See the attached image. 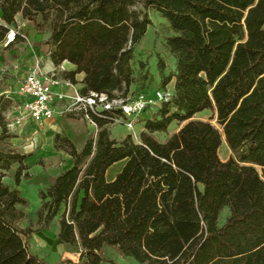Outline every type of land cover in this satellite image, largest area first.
Wrapping results in <instances>:
<instances>
[{"label":"trees","instance_id":"trees-1","mask_svg":"<svg viewBox=\"0 0 264 264\" xmlns=\"http://www.w3.org/2000/svg\"><path fill=\"white\" fill-rule=\"evenodd\" d=\"M136 4L155 9L170 26L165 47L174 69L166 74L161 58L157 69L160 89L173 81L174 93L142 120L139 140L110 137L107 125L120 109L92 114L99 131L82 150L56 134L54 147L73 164L50 177L33 214L19 189L31 178L29 156L0 149V264H48L30 240L50 228L64 204L58 238L81 254L78 262L56 264H119L105 257V247L141 264H264V0H0V44L17 15H42L53 63L76 66L65 73L72 83L85 74L81 94L126 101L155 82L140 62L133 87L135 47L151 25L146 12L132 9ZM20 38L16 32L13 41ZM6 109L0 96L4 130ZM209 109L231 151L226 161L219 156L221 132L193 120ZM174 122L186 123L159 140ZM14 165L12 188L4 178Z\"/></svg>","mask_w":264,"mask_h":264},{"label":"rangeland","instance_id":"rangeland-1","mask_svg":"<svg viewBox=\"0 0 264 264\" xmlns=\"http://www.w3.org/2000/svg\"><path fill=\"white\" fill-rule=\"evenodd\" d=\"M132 9L139 12H146L151 19V25H149L146 35L135 47L136 57L133 66L136 71V77L133 87L139 85V77L141 73L139 63L143 62L149 72L155 77L154 84L149 87L150 92H154L155 90L160 89V77L157 69L158 58L163 59L166 63V74H171L174 69L173 58L165 47V38L172 34V31L168 22L155 9L145 8L143 4H136ZM23 19L30 22L29 29L24 30L22 28L19 30L17 29L16 23L11 26L10 32H21V34H25L27 38L21 37L18 42L16 41L17 43H15L14 46L17 47L12 53L6 46H4V43L0 44V56H2L0 59V96H2V103L7 106V109L3 111V122L6 124V130L0 125V149L5 151L12 150L29 156L26 162L30 166L28 172L31 174V178L29 180H22L19 189L23 192L24 196L30 200L28 212L33 214L41 205L38 190H47L50 185V177H55L62 171L68 169V160L70 157L64 151L57 150L54 147V137L56 134L53 132H43L45 128L44 126H37L38 128H36L35 126L28 124L22 128L16 129L9 126L12 123L15 114L13 107L17 104V101H19V90L24 78L22 76L24 73L17 69L11 77H8V75L11 74L10 69L13 68L12 63L28 49L26 46L18 47V45L23 41L26 45L32 46H30L29 49L32 52L34 42L31 35H35L37 32H40L43 35H48L49 32L51 33V29L49 25L45 24L42 15H38L34 20H28L24 17ZM8 39L9 37L7 36V40ZM26 40H28V42H25ZM45 42L46 41L44 40L40 42V49L42 48L43 50V44H45ZM26 61H29L27 56L23 62L24 65H26ZM171 88L172 84L170 83L167 86V90L170 91ZM6 90L8 91L5 92ZM157 108L158 107L155 106L149 109L147 115H153ZM80 115L81 114L79 113L74 119H79ZM82 119L83 122L80 123L81 129L83 127L87 128V120L83 117ZM193 120L209 121L221 132L223 142L219 149V156L222 161L228 160L231 156V151L225 142L223 128L217 122L216 111L214 109L205 110L196 114L193 117ZM141 121L142 117L136 123L134 132H131L124 123L113 122V124L107 125V128L110 130V137L117 141H121L127 135L135 133L136 136L133 135V137L135 140H139ZM185 123L186 122H174L167 133H159L157 135L159 140L165 141L169 136L179 131ZM90 133L91 135L88 136V139L96 138L98 132L96 135H93L94 129H92ZM62 136H66V134L64 133ZM119 167L120 165L118 164L109 170V179L115 175ZM16 169L17 165H14L4 178V182L12 188L16 187L14 182ZM68 208L69 205L67 204L62 206L59 216L53 220L49 229H43L32 234L30 240L32 252L44 259L48 264H56L60 260L78 261L80 258L81 249L78 245L64 246L58 238L60 216L66 210L68 211ZM228 216L229 211L225 209L221 214L220 225L225 222ZM27 224V221H24L21 226L26 227ZM104 253L106 258L114 260L119 264H141L131 257L122 256L115 247H105Z\"/></svg>","mask_w":264,"mask_h":264},{"label":"built area","instance_id":"built-area-1","mask_svg":"<svg viewBox=\"0 0 264 264\" xmlns=\"http://www.w3.org/2000/svg\"><path fill=\"white\" fill-rule=\"evenodd\" d=\"M9 43L8 39L4 45L7 46ZM57 83L55 74L44 72L40 61H36L22 80L19 101L13 107L15 114L9 126L13 129L22 128L28 124L42 126L55 117L54 100H68L69 103L62 107L61 113L80 111L84 113V118L89 123L97 127L92 114L104 117V111L120 109L121 115L112 118L113 122L124 123L131 132H134L136 123L146 111L155 106L159 107L163 102L169 101L172 96L168 90L157 89L151 93H139L126 101L123 99L109 101L105 94L93 92L87 96L80 93L75 96L54 93V86ZM133 135L136 136L135 133Z\"/></svg>","mask_w":264,"mask_h":264},{"label":"crops","instance_id":"crops-1","mask_svg":"<svg viewBox=\"0 0 264 264\" xmlns=\"http://www.w3.org/2000/svg\"><path fill=\"white\" fill-rule=\"evenodd\" d=\"M16 23H17L16 24L17 29L19 30H21L22 28L24 30L29 29L30 27L29 26L30 22L27 20H24L21 14L17 15ZM19 34H21V32H19ZM21 35H20L21 37L27 38L25 34H21ZM50 36H51L50 32L48 33V35H43L40 32H37L35 35H31V38L33 39V42H34L32 52L31 50H29L31 45H26L22 41V43H20L18 47L26 46L28 49L22 55H20L17 60H15L12 63L13 68L10 69L11 74L8 75V77H11L16 72L17 69H19V71H22L24 73L22 75L24 77L27 74V72L34 66L36 61H40L42 70L44 72H51L55 74V77L58 83L54 86V93H63L68 96H75L76 94H79V93L81 94L82 89L85 87V84L83 83L85 74L78 73L75 77L77 81L76 83H72L70 80H68L65 77V73L74 71L76 69V66L68 61L63 62L60 66H56L53 63L52 59L50 58V44L48 43ZM13 40L14 38L11 39L10 43L6 46L7 49L11 53L14 52V50L17 47V46L15 47L14 44L18 42V41L14 42ZM43 40L46 42L45 44H43L44 47L42 50V48L40 49V46H41L40 42H42ZM25 42H28V40H26ZM26 56H27V59H29V61H26V65H24L23 62L25 61ZM1 57L2 56H0V59ZM171 84H172V88L170 92L174 93V82L172 81ZM7 91L8 90H6L5 92ZM68 103H69L68 100L66 101L54 100L53 106L56 110L55 117L52 120L46 122L44 125H42L45 127L43 132L45 133L53 132L55 134H61V136L65 133L66 136L74 143L77 149L82 150V148L88 141V136L91 135L90 133L91 130L94 129L93 135H96V133L98 132V128L95 125L87 121V128L83 127L81 129L80 123L83 122L81 115L79 119H74V117L78 116L79 113L82 114L80 111H73L70 113H61L60 110L62 109V107ZM148 112L149 111H146L143 114L142 120L152 117V115H149V116L147 115ZM140 124H141V131H142L144 129V123L141 121ZM32 126H35L36 128H38L36 125H32ZM72 164H73V159L70 157V159L68 160L69 167H71ZM38 193H39V190H38ZM72 261L78 262L76 260H72Z\"/></svg>","mask_w":264,"mask_h":264},{"label":"bare ground","instance_id":"bare-ground-1","mask_svg":"<svg viewBox=\"0 0 264 264\" xmlns=\"http://www.w3.org/2000/svg\"><path fill=\"white\" fill-rule=\"evenodd\" d=\"M14 36H15V33H14L13 31H11V32L8 34V37H9L10 40L13 39Z\"/></svg>","mask_w":264,"mask_h":264}]
</instances>
